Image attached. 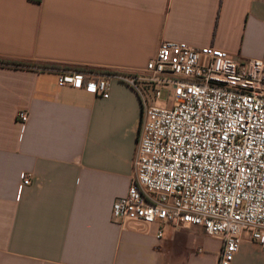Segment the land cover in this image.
I'll return each instance as SVG.
<instances>
[{"label": "crops", "instance_id": "1", "mask_svg": "<svg viewBox=\"0 0 264 264\" xmlns=\"http://www.w3.org/2000/svg\"><path fill=\"white\" fill-rule=\"evenodd\" d=\"M162 41L264 61V0H0V62L25 65H0V264H217L221 241L200 227L111 218L133 175L137 95L56 84L59 72H137ZM230 264L264 254L244 238Z\"/></svg>", "mask_w": 264, "mask_h": 264}, {"label": "built area", "instance_id": "2", "mask_svg": "<svg viewBox=\"0 0 264 264\" xmlns=\"http://www.w3.org/2000/svg\"><path fill=\"white\" fill-rule=\"evenodd\" d=\"M112 81L130 88L142 109L133 175L112 220L141 232L157 223L200 227L221 241L217 264H230L244 238L264 254V61L162 41L137 72L56 76L57 87L102 99ZM163 93L171 101L154 105ZM29 183L23 174L22 186Z\"/></svg>", "mask_w": 264, "mask_h": 264}, {"label": "rangeland", "instance_id": "3", "mask_svg": "<svg viewBox=\"0 0 264 264\" xmlns=\"http://www.w3.org/2000/svg\"><path fill=\"white\" fill-rule=\"evenodd\" d=\"M61 70L65 71L66 68H61ZM69 72V71H66ZM166 101H171L170 98H168L165 93L162 94V96L158 99L153 100L154 105L156 106H161L163 103H165Z\"/></svg>", "mask_w": 264, "mask_h": 264}, {"label": "trees", "instance_id": "4", "mask_svg": "<svg viewBox=\"0 0 264 264\" xmlns=\"http://www.w3.org/2000/svg\"><path fill=\"white\" fill-rule=\"evenodd\" d=\"M34 1L39 2L40 0H34ZM0 65H3V66H14V67H25V65H23V64H8V63H3V62H0Z\"/></svg>", "mask_w": 264, "mask_h": 264}]
</instances>
